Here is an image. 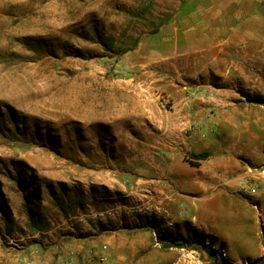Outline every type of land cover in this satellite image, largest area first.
Returning a JSON list of instances; mask_svg holds the SVG:
<instances>
[{
    "label": "rangeland",
    "instance_id": "obj_1",
    "mask_svg": "<svg viewBox=\"0 0 264 264\" xmlns=\"http://www.w3.org/2000/svg\"><path fill=\"white\" fill-rule=\"evenodd\" d=\"M222 188L264 247V0H0V264H264L196 223Z\"/></svg>",
    "mask_w": 264,
    "mask_h": 264
},
{
    "label": "crops",
    "instance_id": "obj_2",
    "mask_svg": "<svg viewBox=\"0 0 264 264\" xmlns=\"http://www.w3.org/2000/svg\"><path fill=\"white\" fill-rule=\"evenodd\" d=\"M194 214L201 230L231 258L246 261L264 256L260 215L245 198L224 188L212 190Z\"/></svg>",
    "mask_w": 264,
    "mask_h": 264
},
{
    "label": "trees",
    "instance_id": "obj_3",
    "mask_svg": "<svg viewBox=\"0 0 264 264\" xmlns=\"http://www.w3.org/2000/svg\"><path fill=\"white\" fill-rule=\"evenodd\" d=\"M193 157L196 158L197 160L201 161V160H205L207 158V155L205 153H201L198 155H193ZM191 166L197 168V167H199V164L193 163ZM33 216L34 215L32 213V215H30V217H29L30 224H32L34 227L35 226L38 227L39 224L37 222H40V221L38 220V218H35ZM200 237L202 239H205V235L203 233L200 234ZM183 243H184L183 239H171V240H169V243L167 245H165V247L166 248H183ZM204 246H206V245H204ZM215 259H216L218 264H222L221 262L224 261L223 257L221 255H218V254H215Z\"/></svg>",
    "mask_w": 264,
    "mask_h": 264
},
{
    "label": "bare ground",
    "instance_id": "obj_4",
    "mask_svg": "<svg viewBox=\"0 0 264 264\" xmlns=\"http://www.w3.org/2000/svg\"><path fill=\"white\" fill-rule=\"evenodd\" d=\"M223 47V46H222ZM197 49V48H196ZM197 52H194L193 56L195 57L194 60V66L196 69H198L201 66V63L203 62V58L200 56V53L198 50ZM193 52V51H192ZM199 60V62H197Z\"/></svg>",
    "mask_w": 264,
    "mask_h": 264
},
{
    "label": "built area",
    "instance_id": "obj_5",
    "mask_svg": "<svg viewBox=\"0 0 264 264\" xmlns=\"http://www.w3.org/2000/svg\"><path fill=\"white\" fill-rule=\"evenodd\" d=\"M100 260H102V261H106V260H107V257H106L105 255H102V256L100 257Z\"/></svg>",
    "mask_w": 264,
    "mask_h": 264
}]
</instances>
